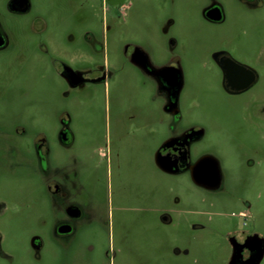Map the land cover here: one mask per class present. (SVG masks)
<instances>
[{
    "label": "rangeland",
    "instance_id": "obj_1",
    "mask_svg": "<svg viewBox=\"0 0 264 264\" xmlns=\"http://www.w3.org/2000/svg\"><path fill=\"white\" fill-rule=\"evenodd\" d=\"M7 1L0 0V20L12 40L6 51L13 57L22 54L25 61L20 72L7 75L10 88L0 97V116H19L29 132L41 130L55 161L60 166L71 162L83 188H77L74 201L90 216L86 222L96 233L91 252L77 249L69 256L50 246L43 264H227L231 227L252 229L264 238V152L255 153L264 150V125L259 135L251 121L253 108L244 103L259 98L264 76L249 94L227 100L216 74L198 68L194 59L205 49L197 45V37L208 41L234 35L230 22L218 28L206 24L200 17L206 0H126L118 16L116 7L101 0H28L24 14L10 13ZM220 1L229 17L233 0ZM168 18L173 23L164 32ZM252 18L249 40L264 43V11ZM89 30L102 43V54H91L84 44ZM137 37L150 40L154 55L165 57L167 39L173 37L176 51L186 56L180 109L185 121L206 129L200 146L213 150L222 162L220 191H206L187 176L168 175L153 165L168 115L154 80L121 55L123 44ZM39 42L53 53L52 59L40 52ZM82 59L98 65L105 59L107 79L89 90H70L61 69L85 66ZM64 114L73 136L66 148L54 139ZM244 166L251 172H244ZM34 180L27 177L25 182L23 225L48 232L62 209L55 200L39 196L37 188L34 192ZM163 211L173 217L172 223L161 222ZM247 211L252 214L244 226L239 214ZM196 222L204 227H189Z\"/></svg>",
    "mask_w": 264,
    "mask_h": 264
},
{
    "label": "flooded vegetation",
    "instance_id": "obj_2",
    "mask_svg": "<svg viewBox=\"0 0 264 264\" xmlns=\"http://www.w3.org/2000/svg\"><path fill=\"white\" fill-rule=\"evenodd\" d=\"M101 1L105 6L116 7L117 16L118 12L127 7L126 0ZM22 3L23 0H8L7 10L12 14H24L28 10L27 7L20 10ZM263 11V0H233L229 17L220 0H206L200 8V17L206 24L218 28L230 22L234 34L215 36L208 41L197 37V45H203L205 49L197 51L194 57L199 62L198 68L216 74L218 86L227 100L249 94L264 76V43L251 44L249 40L252 23L255 21L252 16ZM166 23L164 32L168 31L173 20L168 18ZM83 38L91 54H102L103 45L95 34L89 30ZM151 43L148 39L140 41L137 37L136 41L123 44L121 55L133 67L154 80L157 92L164 100L162 109L168 115L166 135L154 149L152 159L154 161L155 156L163 159L169 170L165 174L187 176L196 186L209 192H218L225 182L222 162L213 150L200 146L206 129L185 121L180 109V95L184 86L182 61L186 60V56L181 57L176 51L178 42L173 37L167 39L166 57L164 54L155 56L154 44ZM39 46L40 52L52 59L53 53L46 44L39 42ZM11 47L12 40L0 20V97L2 94L7 95L10 88L7 75L13 70L20 72L21 64L25 61L22 54L14 57L9 55L10 52L6 50ZM82 63L85 66L80 64L74 69L64 65L61 69V76L70 90L82 92L106 81L108 65L105 59L102 65L92 59H82ZM244 103L253 108L251 121L260 135L261 126L264 125V91L259 98L246 99ZM30 134L34 135L29 137ZM54 135L55 141L63 148L71 145L73 136L67 114L58 118ZM28 140L31 141V151L28 149ZM263 152L259 148L255 150L258 156H262ZM257 169L261 172L262 168L258 166ZM251 170V167L244 166V172L250 173ZM27 177L36 181L34 192L37 188L39 196L44 194L61 206L63 214L55 216L48 232L31 230L23 225ZM75 178L71 162L60 166L55 161L53 147L45 133L41 130L29 132L19 116H0V264H43V254L49 252L50 246L68 255L77 249L88 253L94 249L92 241L96 233L91 231L92 228L86 222L90 216L74 201L76 191L80 192L82 188ZM250 213L247 211L239 214L244 217V226ZM160 219L164 224L173 221V217L166 211L161 212ZM190 225L204 227L199 222ZM227 241L230 248L227 264L263 262L264 238L255 230L231 227L227 232ZM187 253L185 249L184 254Z\"/></svg>",
    "mask_w": 264,
    "mask_h": 264
},
{
    "label": "water",
    "instance_id": "obj_3",
    "mask_svg": "<svg viewBox=\"0 0 264 264\" xmlns=\"http://www.w3.org/2000/svg\"><path fill=\"white\" fill-rule=\"evenodd\" d=\"M25 7H27V0H23L22 5L20 6V10L25 9ZM154 163L156 164V166L163 172H169L167 165L165 164V162L163 161L162 158H159L157 156L154 157Z\"/></svg>",
    "mask_w": 264,
    "mask_h": 264
},
{
    "label": "crops",
    "instance_id": "obj_4",
    "mask_svg": "<svg viewBox=\"0 0 264 264\" xmlns=\"http://www.w3.org/2000/svg\"><path fill=\"white\" fill-rule=\"evenodd\" d=\"M153 162H154V161H153ZM153 165H154V166H155V167H156V168H157L159 171H161V170H160V169H159V168L156 166V164H155V163H154ZM162 172H163V171H162Z\"/></svg>",
    "mask_w": 264,
    "mask_h": 264
}]
</instances>
